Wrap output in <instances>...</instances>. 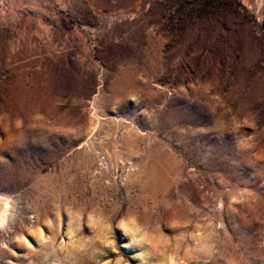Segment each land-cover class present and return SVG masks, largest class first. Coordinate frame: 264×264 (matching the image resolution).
<instances>
[{
    "label": "rangeland",
    "instance_id": "1",
    "mask_svg": "<svg viewBox=\"0 0 264 264\" xmlns=\"http://www.w3.org/2000/svg\"><path fill=\"white\" fill-rule=\"evenodd\" d=\"M0 196V264H264V0H0Z\"/></svg>",
    "mask_w": 264,
    "mask_h": 264
},
{
    "label": "bare ground",
    "instance_id": "2",
    "mask_svg": "<svg viewBox=\"0 0 264 264\" xmlns=\"http://www.w3.org/2000/svg\"><path fill=\"white\" fill-rule=\"evenodd\" d=\"M96 126V125H95ZM94 126V127H95ZM2 195V194H1ZM11 201V200H10ZM9 199L0 196V225L5 223L6 219L8 220V211L10 210V206L13 205L11 203V205H9ZM10 213V212H9ZM11 214V213H10ZM8 223V222H7Z\"/></svg>",
    "mask_w": 264,
    "mask_h": 264
}]
</instances>
